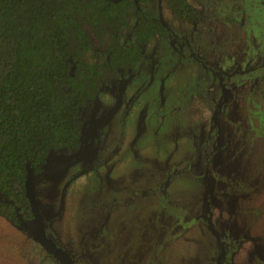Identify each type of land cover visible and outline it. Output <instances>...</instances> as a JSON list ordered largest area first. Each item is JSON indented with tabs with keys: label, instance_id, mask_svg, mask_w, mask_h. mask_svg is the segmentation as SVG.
<instances>
[{
	"label": "rangeland",
	"instance_id": "374dc122",
	"mask_svg": "<svg viewBox=\"0 0 264 264\" xmlns=\"http://www.w3.org/2000/svg\"><path fill=\"white\" fill-rule=\"evenodd\" d=\"M166 1L148 6L171 34L152 35L121 81L98 90L82 145L51 149L35 174L46 231L78 264H257L264 0H192L191 21ZM134 21L124 44L135 43ZM0 264L56 263L0 212Z\"/></svg>",
	"mask_w": 264,
	"mask_h": 264
},
{
	"label": "trees",
	"instance_id": "16d2710c",
	"mask_svg": "<svg viewBox=\"0 0 264 264\" xmlns=\"http://www.w3.org/2000/svg\"><path fill=\"white\" fill-rule=\"evenodd\" d=\"M145 2L0 0V212L6 219L17 222V212L27 209L26 166L38 173L51 149L76 150L81 116L98 90L126 75L152 35H168ZM168 4L182 19L198 14L189 0ZM129 17L138 19L132 45L121 34Z\"/></svg>",
	"mask_w": 264,
	"mask_h": 264
},
{
	"label": "water",
	"instance_id": "95a60500",
	"mask_svg": "<svg viewBox=\"0 0 264 264\" xmlns=\"http://www.w3.org/2000/svg\"><path fill=\"white\" fill-rule=\"evenodd\" d=\"M25 198L34 215L31 222L24 224L22 228L28 231V233L32 235V238L40 243L48 253L52 254L54 258L58 260L59 264H73L66 251L57 246L46 233L35 196L34 174L33 168L30 165L26 166Z\"/></svg>",
	"mask_w": 264,
	"mask_h": 264
},
{
	"label": "flooded vegetation",
	"instance_id": "af4514ba",
	"mask_svg": "<svg viewBox=\"0 0 264 264\" xmlns=\"http://www.w3.org/2000/svg\"><path fill=\"white\" fill-rule=\"evenodd\" d=\"M192 0H189V2L196 8V6L191 2ZM166 3L168 4V0L166 1ZM148 4H149V0H146V2L145 3H142V7L144 8H146V9H150L149 8V6H148ZM169 5V4H168ZM171 7V6H170ZM197 9V8H196ZM152 10V9H151ZM171 10H172V8H171ZM197 12H198V14H197V16H195L193 19H189V20H185V19H182V18H180V17H178L177 15H175V13L172 11V13H173V15H175L177 18H179V19H181V20H185V21H191V20H194L195 18H197L198 17V15H199V11H198V9H197ZM155 13V12H154ZM156 14V13H155ZM132 19H133V17H132ZM134 19H135V17H134ZM154 20H156V21H158L160 24H162V25H164L163 23H161L159 20H158V18L156 17V18H154ZM137 21H138V19H135V21H134V24H133V27H135V24L137 23ZM165 26V25H164ZM165 28H166V30H167V32H168V35H170L171 34V30H169L168 28H167V26H165ZM122 32V31H121ZM133 35H134V28H133ZM122 34V33H121ZM168 35H166V36H168ZM160 36H163V35H160ZM125 41V40H124ZM144 46H145V44H144ZM144 46H143V48H144ZM127 72H129V71H127ZM127 72H126V74H127ZM122 76H124V75H121V77L120 78H118V79H114V80H112L111 81V83L109 84V85H107L105 88H100V90H106V91H111V88L112 87H114V86H116V84H117V80H119V81H121V79H122ZM125 79V78H124ZM262 80H264V78L262 79ZM84 125V124H83ZM82 143H83V141H82V138H81V144H80V146L82 145ZM79 146V147H80ZM78 147V148H79ZM204 161H205V165H208L209 163H210V156L207 154V153H205V156H204ZM33 174H34V191H35V196H36V190H35V174H38V173H34V171H33ZM37 176V175H36ZM169 181V179H167V180H161V181H159L158 183H157V186L160 188V190H162L163 189V187L167 184V182ZM164 183V184H163ZM36 200H37V197H36ZM37 204H38V201H37ZM26 207H27V209L26 210H20V211H18L17 212V214H16V218H17V222H15V223H17V225L20 227V228H22V227H24V224H28V223H30L31 222V220L33 219V213H32V210H31V208H30V206H29V204H28V202L26 201ZM38 207H39V205H38ZM20 212V213H19ZM39 212H41L40 211V209H39ZM41 214V213H40ZM41 217H42V221H43V223H44V219H43V216L41 215ZM8 220V219H7ZM12 222H14V221H12ZM44 227H45V224H44ZM46 229V228H45ZM22 230H24L23 228H22ZM25 232H27L28 233V231H26L25 230ZM46 233H47V231H46ZM29 234V233H28ZM48 234V233H47ZM30 235V234H29ZM49 235V234H48ZM31 237H32V235H30ZM50 236V235H49ZM51 238V237H50ZM52 239V238H51ZM251 239V240H250ZM53 240V239H52ZM245 240H250V241H253L252 240V238H249V239H243V241H242V244H239L238 243V248H237V250H236V252H238V251H245L246 249H248V246L246 245V241ZM53 242L57 245V246H59L54 240H53ZM40 244V243H39ZM41 245V244H40ZM42 246V245H41ZM60 247V246H59ZM42 248L44 249V251L54 260V262L56 263V264H59V262H58V260H56L55 258H54V256L52 255V254H50V253H48L47 251H46V249L42 246ZM63 250H65L66 251V253L68 254V256L71 258V260H72V262H73V264H78L77 263V261L75 260V258H74V255L73 254H70L66 249H64L63 247H61ZM258 254H257V260H255L256 262L255 263H257V264H264V246H262V247H260V248H258Z\"/></svg>",
	"mask_w": 264,
	"mask_h": 264
}]
</instances>
